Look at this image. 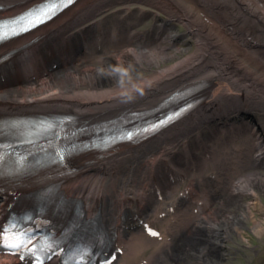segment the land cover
I'll return each instance as SVG.
<instances>
[{"label": "bare ground", "instance_id": "bare-ground-1", "mask_svg": "<svg viewBox=\"0 0 264 264\" xmlns=\"http://www.w3.org/2000/svg\"><path fill=\"white\" fill-rule=\"evenodd\" d=\"M40 1L0 0L3 7L0 17L11 16ZM133 1L136 0H79L39 30L1 45L0 56L18 49L11 62H19L20 56H25L24 67H30L31 63L37 64L32 61L36 57L30 55L32 53L49 54L65 41L68 45L62 46V54L70 49L71 41L78 52L86 46L87 39H91L87 49L80 53V59L87 57L89 62L19 86H0V114L29 116L44 111L54 120L59 114H72L75 123H71V128L77 129L84 123L116 120L126 112H151L173 96L179 87L190 86L193 82L203 87L201 105L169 129L135 144H120L104 152H85L58 171L71 170L63 185L70 194L82 195L94 205L103 200L109 214L114 215L117 211L118 214L134 199L143 207H150L155 215L172 214L165 221L170 224L166 237H136L125 241L128 251L122 258L124 264L142 262L141 255L146 258L145 264H223L222 257L228 246L225 241L240 233L246 223L255 234L264 233V205L260 196L264 193V177L256 180V175L249 173L236 182H225L229 189L224 196L220 193L215 202L217 206H214L210 201L216 199L212 196L218 193L217 184L221 187L223 181L219 171L189 172L194 175L193 184L201 189L208 188L212 196L208 195L202 205L197 203L201 205L199 208L187 206L188 201L182 200L185 197L177 195L186 180L185 171L177 164L187 159L193 163L195 152L184 139H181L183 145L179 153L172 144L210 117L219 118L218 115L228 108L240 106L252 110L256 106L253 112L264 114V0H138L167 17V29H154L152 33L151 30L135 32L125 25L133 19L131 15L139 16L144 11L133 13L129 6ZM249 14L261 21H253ZM122 15L126 16L122 22L120 19L115 24L110 22ZM176 20L186 27L183 33L176 29ZM96 36H105L109 42L97 50ZM190 43H194L195 48L190 47ZM172 46L175 48L169 50ZM20 51H25V55H19ZM65 55L69 57L70 53ZM127 64L146 72L140 76L129 74L125 80L112 73L110 67L120 69L122 73L130 72ZM258 117L259 128L254 124L249 126L247 118L231 120L228 132L222 127L217 128L222 124L213 123V133H228L232 140L225 143L222 151L215 147H218L215 142L202 147L207 153L214 154L213 161H225L226 165L228 162V170L234 168L233 158L239 152L244 154L245 163L248 161L252 166L260 158L264 159V120ZM33 130H37L36 125L32 128L20 126L23 136L40 138L41 135L36 134L40 130ZM232 131H237L242 145L238 144V137L233 139ZM197 164L200 165L199 160ZM6 169L7 165L0 173L6 174ZM173 180L178 183L174 184ZM154 183H159L158 188L173 183L163 191V202L159 201V204L152 203L150 198ZM28 187L29 182L20 179L12 191L17 194ZM195 190L185 188L183 192L189 197ZM235 192L246 194L242 208L237 207L240 212L234 211L235 196L238 195ZM254 210L263 215L255 217ZM145 212L143 209L142 213ZM189 223L207 231L195 230L188 236L181 228ZM208 244L219 246L216 255L205 248ZM0 264L22 263L15 256L0 254Z\"/></svg>", "mask_w": 264, "mask_h": 264}, {"label": "rangeland", "instance_id": "rangeland-1", "mask_svg": "<svg viewBox=\"0 0 264 264\" xmlns=\"http://www.w3.org/2000/svg\"><path fill=\"white\" fill-rule=\"evenodd\" d=\"M206 3H208V1H206ZM124 4H122L123 6ZM129 6L132 7V11L137 12L138 10L140 11L141 9H144L142 14H139L137 21L138 24L136 26L137 32L140 33H144V32H148L149 30H151L152 33V29L155 28V26H159L160 23H155L154 18L157 19L156 14H155V8L147 5L146 3L143 2H136L133 1L132 3H129ZM123 9V8H122ZM158 11V16L165 20L167 17L165 15V13ZM248 17H250L253 21H258L260 20L259 18L255 17L252 14H249ZM118 16L116 19H110L111 22H115L117 21ZM177 22H174L176 24V29H178V31L180 33H183L186 30V27L184 26V24L180 21V20H176ZM261 21V20H260ZM171 23H173L171 21ZM167 28V27H166ZM148 45V44H147ZM190 47L195 48L194 47V43H190L189 44ZM145 46V45H144ZM184 47V46H181ZM173 48L175 47H171L169 48V50H173ZM126 66H128L129 71L128 73H122V70L120 69H115V68H111L112 73H114L118 78L125 80L127 78V76L129 74H132L133 76H140L142 75L144 72V70H138L135 66H132L130 64H127ZM154 68V67H151ZM70 70V69H68ZM191 84H196L195 82L191 83ZM207 116H210V113H208ZM262 119H264V114L262 116ZM207 129H203L202 131H206ZM208 135H205V138H207ZM197 138L195 137H191L188 139V143H190L191 147L194 148V150L197 152L199 151V145L197 143V141L195 140ZM175 149L181 151L182 150V146L181 143L180 144H176L175 145ZM223 162H219L217 163V165H222ZM254 175H256V180L260 177H264V173H255ZM240 176V175H239ZM261 196V200L262 203L264 205V193L261 192L260 193ZM236 197V202H235V208L234 211L235 212H240V209H238L237 207H241L242 204L244 203V201L246 200V197L238 194L235 196ZM214 206H217V203H214ZM242 208V207H241ZM253 214L255 217H261L262 212L253 211ZM246 227L240 232L237 233L235 235H231V239L226 240L225 243H227V250L225 252V255L222 257V262L223 264H262L264 262V233L261 235H257L255 234L249 226V223H246L245 225ZM203 232H206L207 229L206 228H202V227H195L194 224L190 225V228L188 230H186V234H188V236L191 235V232H194L195 230H200ZM243 235H242V234ZM194 240V238L192 239ZM195 241V240H194ZM197 242V241H195ZM206 249L210 251L215 252L214 255H216V252L218 253L219 250V246H212V245H207V247L205 246ZM192 255V254H191ZM221 258V257H220ZM201 264V263H199ZM204 264V263H203Z\"/></svg>", "mask_w": 264, "mask_h": 264}, {"label": "snow or ice", "instance_id": "snow-or-ice-1", "mask_svg": "<svg viewBox=\"0 0 264 264\" xmlns=\"http://www.w3.org/2000/svg\"><path fill=\"white\" fill-rule=\"evenodd\" d=\"M69 3H71V0H68ZM40 22V21H38ZM4 37L3 36H0V39H3Z\"/></svg>", "mask_w": 264, "mask_h": 264}]
</instances>
